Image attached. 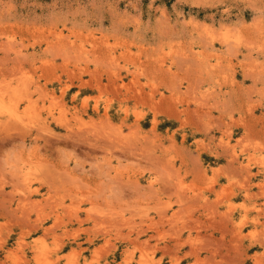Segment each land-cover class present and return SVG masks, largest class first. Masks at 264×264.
<instances>
[{
  "label": "rangeland",
  "instance_id": "rangeland-1",
  "mask_svg": "<svg viewBox=\"0 0 264 264\" xmlns=\"http://www.w3.org/2000/svg\"><path fill=\"white\" fill-rule=\"evenodd\" d=\"M252 166L264 0H0V264H264Z\"/></svg>",
  "mask_w": 264,
  "mask_h": 264
},
{
  "label": "crops",
  "instance_id": "crops-1",
  "mask_svg": "<svg viewBox=\"0 0 264 264\" xmlns=\"http://www.w3.org/2000/svg\"><path fill=\"white\" fill-rule=\"evenodd\" d=\"M218 164H219L218 166H224L225 164H228V163L224 162V163H218ZM214 167H217V166H214ZM261 171H262V169H260V167L252 166V168L250 169L251 175H249V180L251 182H256L258 180H261L262 177L264 176L263 175L264 173H261ZM259 173H260V175L258 176ZM250 191H252L254 193L255 192L259 193V188L252 186V187H250ZM242 200H244L246 202V199H243V197H240L239 200L237 199V200H234L233 202L234 203H240ZM253 202H261V199H259V200L257 199L255 201H254V199H252V200L247 201V203H251V204Z\"/></svg>",
  "mask_w": 264,
  "mask_h": 264
},
{
  "label": "bare ground",
  "instance_id": "bare-ground-1",
  "mask_svg": "<svg viewBox=\"0 0 264 264\" xmlns=\"http://www.w3.org/2000/svg\"><path fill=\"white\" fill-rule=\"evenodd\" d=\"M15 116H17V115H15Z\"/></svg>",
  "mask_w": 264,
  "mask_h": 264
}]
</instances>
